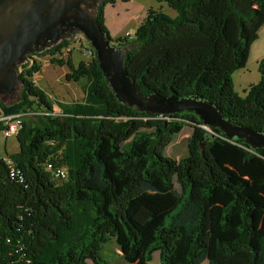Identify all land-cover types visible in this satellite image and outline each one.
I'll list each match as a JSON object with an SVG mask.
<instances>
[{"label":"trees","instance_id":"trees-1","mask_svg":"<svg viewBox=\"0 0 264 264\" xmlns=\"http://www.w3.org/2000/svg\"><path fill=\"white\" fill-rule=\"evenodd\" d=\"M163 1L175 16L150 11L113 45L124 49L135 86L205 100L231 124L264 133V57L242 96L232 79L264 24V0ZM115 2L102 0L94 13L109 41L104 6ZM68 43L38 55L66 63L67 80L86 79L81 101L57 102L55 111L31 79L40 69L32 57L20 99L0 102L2 115L24 112L18 150L0 154V264H151L154 252L159 264H264V147L193 111L149 115L119 101L95 52L77 64L70 49L56 57ZM186 125L187 154L174 159L167 147ZM47 161L67 177L54 178Z\"/></svg>","mask_w":264,"mask_h":264},{"label":"water","instance_id":"water-1","mask_svg":"<svg viewBox=\"0 0 264 264\" xmlns=\"http://www.w3.org/2000/svg\"><path fill=\"white\" fill-rule=\"evenodd\" d=\"M101 1L27 0L28 4L19 5L10 18H0L3 20V25H0V83L6 81L4 86L8 88L13 85L15 73L9 71L10 74H5L1 71L13 59L22 55L32 44H38L42 37L50 41L47 46L57 43L63 36V27L71 26L74 31L82 33L93 48L99 67L119 101L149 115L193 111L205 124L220 128L228 137L243 138L252 148L264 147V133L244 125L231 124L210 102L174 95H144L127 72L124 49L111 45L96 24L94 15L87 10Z\"/></svg>","mask_w":264,"mask_h":264},{"label":"rangeland","instance_id":"rangeland-1","mask_svg":"<svg viewBox=\"0 0 264 264\" xmlns=\"http://www.w3.org/2000/svg\"><path fill=\"white\" fill-rule=\"evenodd\" d=\"M150 11H162L172 17L176 15V11L163 0H116L114 4H105L104 23L112 37L110 43L118 46L119 42L121 43L125 37H129L127 33L130 34V37H133L136 27L146 18ZM63 38H68L69 43L66 49L62 50L61 54H56V57L66 59L68 56L67 50L70 49L74 64H77L80 60H88L90 58L86 56L83 50V47L89 43L82 33L74 31L68 35H63L61 39ZM43 50L44 48L41 51ZM51 57L50 54H37V56H33L39 64L40 69L33 74L31 79L36 86L46 93L47 98L52 100L54 110L60 111L57 102H74L82 100L86 79L82 78L79 81L67 80L65 75L70 71L69 67L66 63L58 64L57 62H51ZM262 57H264V25L258 32V38L250 47L245 67L236 70L232 74L234 89L241 96L244 94L243 88H247L249 84L259 80L260 73L258 71V61ZM26 70H29V65L26 66ZM16 94L13 100L3 101L0 99V102L4 104L14 103L20 99L19 92ZM190 132V125L183 127L177 140L167 147L168 156L179 159L187 154V137ZM18 148L19 146L15 134L6 137L1 130L0 154H10L16 152ZM113 243V241H109L105 245L109 253L112 251ZM151 264H159L158 252L153 253ZM200 264H207V261L204 260Z\"/></svg>","mask_w":264,"mask_h":264},{"label":"flooded vegetation","instance_id":"flooded-vegetation-1","mask_svg":"<svg viewBox=\"0 0 264 264\" xmlns=\"http://www.w3.org/2000/svg\"><path fill=\"white\" fill-rule=\"evenodd\" d=\"M24 4L25 6L28 4L27 0H0V18H10L15 11L16 8L20 7L19 5ZM100 4V3H99ZM99 4H93L91 7L87 8L91 15H94L95 10L97 9ZM7 14L5 15L4 13ZM0 25H3V20L0 19ZM0 26V27H1ZM74 32V28L71 26L63 27V35H68ZM50 41L47 37H42L39 39L38 44H32L25 52L13 59L9 64H7L1 71H4L5 74H10L9 71H13L15 73L13 85L8 88V86H4L5 82L0 83V99L3 101L13 100V98L19 92V96H21L22 92V83L19 80V76L22 73L24 78L27 79V75L25 73L26 66L29 65V62L33 56H36L44 47L47 48ZM6 77V76H5ZM4 77V79H5Z\"/></svg>","mask_w":264,"mask_h":264},{"label":"built area","instance_id":"built-area-1","mask_svg":"<svg viewBox=\"0 0 264 264\" xmlns=\"http://www.w3.org/2000/svg\"><path fill=\"white\" fill-rule=\"evenodd\" d=\"M127 35L130 36L129 33H127ZM83 50L86 56L88 57H90L94 53L93 48L89 44L83 47ZM23 113L24 112L9 114V115H2V114L0 115V120L4 121L5 123V127L3 128L2 131L6 137H9L13 134L16 135L17 131L20 128L19 116ZM3 159L6 163V168H7L9 176L11 178H16L17 180L21 181L22 180L21 172L19 171V169H17L13 161L7 156H4ZM45 167L47 170L51 172L52 176L58 180L64 179L67 177V170L61 166L54 167L51 161H47L45 164Z\"/></svg>","mask_w":264,"mask_h":264},{"label":"crops","instance_id":"crops-1","mask_svg":"<svg viewBox=\"0 0 264 264\" xmlns=\"http://www.w3.org/2000/svg\"><path fill=\"white\" fill-rule=\"evenodd\" d=\"M263 25H264V24H263ZM263 25H262V26H263ZM262 26H261V27H262ZM261 27H260V28H261ZM259 30H260V29H259ZM258 32H259V31H258ZM253 43H254V42H253ZM251 45H252V44H251ZM245 89H246V88H243V90H245Z\"/></svg>","mask_w":264,"mask_h":264},{"label":"clouds","instance_id":"clouds-1","mask_svg":"<svg viewBox=\"0 0 264 264\" xmlns=\"http://www.w3.org/2000/svg\"><path fill=\"white\" fill-rule=\"evenodd\" d=\"M90 45V44H89Z\"/></svg>","mask_w":264,"mask_h":264}]
</instances>
